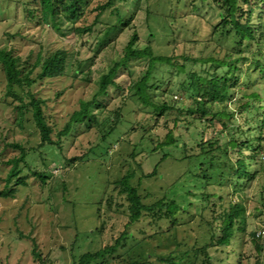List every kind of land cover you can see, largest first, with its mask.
Returning <instances> with one entry per match:
<instances>
[{
	"label": "rangeland",
	"instance_id": "374dc122",
	"mask_svg": "<svg viewBox=\"0 0 264 264\" xmlns=\"http://www.w3.org/2000/svg\"><path fill=\"white\" fill-rule=\"evenodd\" d=\"M256 2L253 1L252 21L257 22L260 17L264 23V4ZM101 6L104 9L101 10ZM215 11L212 0H84L78 21L63 23L60 31H56L50 23L43 21L38 0H0V48L19 58L20 69H31L37 54L45 56L59 49L65 52L61 75L37 79L38 67L33 68L30 75L35 82L29 87V93L42 101L44 116L52 129L50 139L56 142L53 145L40 144L29 111L21 122L16 120L14 107L21 104L20 100H28L27 89L13 87L15 96L7 95L0 65V190L9 168L7 161L19 152L10 144L24 148L27 164H20L19 176L25 184L15 186L13 197H0V264H38L32 251L39 255L43 264H72L84 252L113 244L127 221L126 199L114 185L125 173L132 174L131 184L138 185L137 191L144 204H151L163 196L180 202V196L184 194V210L176 215L174 224L166 220L153 222L151 217L143 215L128 227L129 238L107 257L110 264H126L132 260L141 264H169L158 261L167 256L174 260L182 257L180 264H201L202 254L198 249L204 240L207 241L205 221L209 222L221 206L227 208L229 202L238 199L245 207L246 232L259 233V251L246 233L236 232L229 245L209 249V255L213 262L218 257L223 258L221 264H263L264 170L258 180L245 186L240 196L237 195L239 198L225 188L226 180L219 184L218 175H212L204 191L219 194L221 201L212 197L205 202L200 198L201 181L192 178L193 174L201 176V171H207L205 166L199 167L202 157L187 163L181 160L180 148L170 146L161 149L168 157L159 162L160 151L150 150L171 128L180 143L186 145L187 155L197 152L196 143H202L222 160L235 158L236 150H227L224 155L215 148L216 144L211 143L213 140L226 142L224 135L228 133L220 123H226V119H215L209 125L192 118L184 110H171L156 118L154 111L133 97H127L121 105L123 95H128L127 86L146 70L147 59L133 58L116 71L113 81L117 87L109 86L107 94L97 98L102 107L91 106L89 109L97 122H91L89 127L83 123L74 124L66 135L58 136L70 114L78 110L80 101L91 98L98 77L121 56L133 32L138 39L135 48L149 46L154 56L172 54L180 60L181 54L194 58L222 55L228 45L223 44L225 39H210ZM117 13L122 20H127V25L117 24L114 34L98 45L105 26L116 24ZM87 27L89 32L78 31ZM240 64L245 74L257 78L255 67H250L247 61ZM187 65L197 72L200 69L198 63ZM170 73L171 69L156 63L150 83H158L161 78L171 88L168 102L171 99L177 108H185L190 100L176 93L183 74ZM263 81L255 82L253 89L262 92ZM238 88L241 90L243 86ZM237 90L225 102L232 112L237 106ZM115 108H120L125 116L102 140L106 120L115 118ZM234 114L238 124L245 122L244 114ZM175 117L179 120L176 126L171 121ZM255 127L256 124H250L251 137L257 135ZM261 137L264 155V130ZM208 143L212 144L211 149ZM190 147L193 151L188 150ZM156 162L155 174L142 177L152 171ZM251 166L255 169L254 164ZM32 172L43 173L44 181ZM223 172L225 179L228 173L226 169ZM171 188H174V196Z\"/></svg>",
	"mask_w": 264,
	"mask_h": 264
},
{
	"label": "trees",
	"instance_id": "16d2710c",
	"mask_svg": "<svg viewBox=\"0 0 264 264\" xmlns=\"http://www.w3.org/2000/svg\"><path fill=\"white\" fill-rule=\"evenodd\" d=\"M212 1L215 4L216 11L214 18L215 24L210 31V39H225L223 44L227 43L228 45L222 52V55L194 58L181 54L179 56L180 60H177L172 54L168 56H154L149 46L139 49L137 47L135 48L138 39L136 32H133L124 45L121 56L112 62L105 73L98 77L96 81L97 87L91 98L88 101H80L78 110L70 114L68 121L58 133V136L66 135L74 124L83 123L86 127H89L91 122H97L95 116L89 109L91 106L95 109L99 106L102 107L101 101H98L97 98L105 96L109 86L117 87L113 81L116 71L120 67H124L127 61L133 58L147 59L148 63L146 70H144L143 74L137 80H133L127 86L128 95H123L121 105H123L127 97H133L142 106L154 111L156 113V118L171 110H176L178 112L184 110L192 118L203 120L209 125H211V123H213L212 121L215 119L217 121L226 119V123L220 122L223 130L226 129L228 133L224 135L227 139L226 142L219 143L218 140H213L211 143L216 144L215 148L223 154L226 153L227 150H236L235 158L228 157V160H222L221 157L211 154L202 143L195 144V142H193L198 150L195 153L187 155L186 145L183 142L180 143V139L174 136L173 128H171L164 134L163 140L153 147L150 152L155 150L160 151L161 155L159 162L168 157V154L162 152L161 149L170 146H174L176 149L180 148L183 154L181 160H185L187 163L191 159L199 156L202 157L203 162L199 164V167L205 166L207 171H201V176L193 174L192 178L201 181L200 185L203 190L200 192V198H203L205 202L209 201V198L212 197L221 201V196L219 194H207L204 191L206 183L212 175H218L219 184L226 180L228 184L225 188L229 189L230 193L235 194L236 197L240 196L239 194L245 186L258 180V177L264 170L263 146L261 144V141H263L261 135L264 130V90L262 93L261 91L253 89L256 85L255 82L258 83V81L264 80V23L261 21L260 17L257 18V22L252 21L253 10L255 9L253 1L264 4V0ZM83 2L84 0H38L43 21L50 23L56 31H60V26L63 23L74 24L78 21L82 12ZM106 3L109 4L110 2L108 1ZM100 9L102 10L104 7L101 6ZM115 19L116 24H108L102 30L101 40L98 45L104 44L107 39L114 34L117 30V24L122 27L127 25V20H122L120 14L117 13ZM78 31L80 33L81 31L89 32L90 28L87 27ZM202 31L205 33L206 30L202 28ZM251 46H253V52L250 50ZM248 54L250 56H247ZM18 61V57L13 56L6 49L0 48V65L4 73L6 84L5 93L15 96L12 91L13 87L27 89L25 95L28 100L25 102L20 100L21 104L14 107L17 112L16 120L21 122L25 113L29 111L34 126L38 130L40 144L53 145L56 142H52L50 139L52 129L44 116L42 101L29 93V87L35 82V79L31 78L30 75L33 71L32 69L36 67H38V72L36 74L37 79L52 78L61 75L64 70L65 52L59 49L45 56L37 54L31 69L27 71L19 68ZM244 61H247L248 65L250 67L252 66L253 69L254 67L256 68L258 72L257 78H251L250 74H245L240 64ZM156 63L164 65L166 69H171V75H173V73L174 75L183 74V79L177 84L176 93L179 97L190 100V103L185 108H177L171 99L169 100L170 102H168L167 95L171 88L169 84L168 86L164 84V81L160 80L161 78H158V83H155V81L154 83H150ZM187 63H191L192 65L198 63L200 68L199 71L197 72L191 69ZM205 65H208V67L204 68ZM239 86H243V88L237 90L240 89L238 88ZM155 90L158 92L155 93ZM236 90L239 96L236 100V110L232 112L228 110L225 102L235 95ZM207 104L209 105L206 106ZM113 112L115 113V118L111 121L109 119L106 120L108 123L107 126H105V134L101 135L102 140H105L109 132L114 130L122 117L125 116L121 113L120 108L113 109ZM234 113L240 115L244 114L246 117L244 120L245 122L238 124ZM171 121L175 126L176 123L179 122L176 117ZM250 124H256L255 129L257 130L258 136H250L252 130ZM96 125L98 126V124ZM211 143H208L209 149L212 148ZM10 146L18 149L19 152L17 156H13L7 161L9 168L4 179V186L0 190V197H13L16 191L15 186L25 184L23 177L19 176V174L22 169L20 164L22 163L27 166L26 152L19 144H10ZM188 150L193 151L191 147ZM244 151L248 153H242ZM150 152L148 153L149 155ZM79 159H82V157ZM253 164L255 165V169L251 168ZM137 165L140 169L139 164ZM157 165L158 162L152 167L150 173L142 174L141 176L144 178L152 177L156 172ZM223 169H226L228 173L225 179H223L225 176L222 174L224 173ZM32 173L42 181H44L46 177L41 172ZM131 179L132 174L125 173L114 182V185L118 187L119 194L123 195L127 202L128 212L124 230L114 239L113 244L102 246L96 251L84 252L80 254L76 260H73L72 264H110L107 261V257L113 255L117 247L121 245V242L129 238L128 236L130 234L128 227L138 222L143 215L151 217L153 222L166 220L174 224L176 215L181 210H184V194L180 196V202L176 201L174 198H166V196H163L151 204H144L137 191L138 185L133 186L131 184ZM140 179L141 177L138 179V184ZM9 184H11L12 187L9 188ZM173 187L176 188L175 186ZM174 188H171L173 196ZM211 207H214V205H211ZM205 222L207 225V241L204 240L198 249V252L202 254L201 264H221L223 258L218 257L216 261L213 262L209 255V249H220L229 245L231 240L235 237L234 235L236 232L240 234L246 233L254 248L259 251L260 247L257 242L259 233L256 234L255 231L246 232L245 207L240 199L229 202L227 208H222L221 206L218 212H214L209 222ZM32 253L34 258L38 260V264H43L39 255L36 254L35 251H32ZM181 258L182 257H177V259L174 260L167 256L165 258H159L158 261L169 264H180L179 259ZM126 264L141 263L132 260L128 261Z\"/></svg>",
	"mask_w": 264,
	"mask_h": 264
},
{
	"label": "built area",
	"instance_id": "2783aa9c",
	"mask_svg": "<svg viewBox=\"0 0 264 264\" xmlns=\"http://www.w3.org/2000/svg\"><path fill=\"white\" fill-rule=\"evenodd\" d=\"M258 234V233H257Z\"/></svg>",
	"mask_w": 264,
	"mask_h": 264
}]
</instances>
